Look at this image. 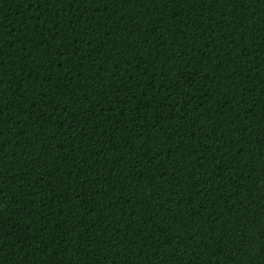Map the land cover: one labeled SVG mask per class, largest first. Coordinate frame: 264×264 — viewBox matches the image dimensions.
I'll use <instances>...</instances> for the list:
<instances>
[{
    "label": "trees",
    "instance_id": "16d2710c",
    "mask_svg": "<svg viewBox=\"0 0 264 264\" xmlns=\"http://www.w3.org/2000/svg\"><path fill=\"white\" fill-rule=\"evenodd\" d=\"M165 262L264 264V0H0V264Z\"/></svg>",
    "mask_w": 264,
    "mask_h": 264
},
{
    "label": "snow or ice",
    "instance_id": "6c2138e0",
    "mask_svg": "<svg viewBox=\"0 0 264 264\" xmlns=\"http://www.w3.org/2000/svg\"><path fill=\"white\" fill-rule=\"evenodd\" d=\"M66 111H67V109H66ZM165 264H166V262H165Z\"/></svg>",
    "mask_w": 264,
    "mask_h": 264
}]
</instances>
